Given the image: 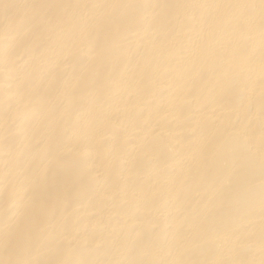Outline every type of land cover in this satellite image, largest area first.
I'll return each instance as SVG.
<instances>
[{
	"label": "bare ground",
	"instance_id": "1",
	"mask_svg": "<svg viewBox=\"0 0 264 264\" xmlns=\"http://www.w3.org/2000/svg\"><path fill=\"white\" fill-rule=\"evenodd\" d=\"M0 264H264V0H0Z\"/></svg>",
	"mask_w": 264,
	"mask_h": 264
}]
</instances>
